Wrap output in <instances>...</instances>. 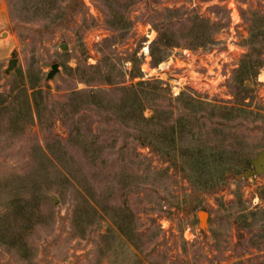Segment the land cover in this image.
<instances>
[{
    "label": "rangeland",
    "instance_id": "obj_1",
    "mask_svg": "<svg viewBox=\"0 0 264 264\" xmlns=\"http://www.w3.org/2000/svg\"><path fill=\"white\" fill-rule=\"evenodd\" d=\"M263 151L264 0H0V264H264Z\"/></svg>",
    "mask_w": 264,
    "mask_h": 264
},
{
    "label": "water",
    "instance_id": "obj_2",
    "mask_svg": "<svg viewBox=\"0 0 264 264\" xmlns=\"http://www.w3.org/2000/svg\"><path fill=\"white\" fill-rule=\"evenodd\" d=\"M66 45L63 44L62 48L65 49ZM18 65V59L15 57V54H13V58L9 60L8 63V68L5 70L4 75L8 76L11 74V72L17 67ZM58 64H54L52 66V72L49 74V77L52 78L58 71ZM253 171H247L245 174L246 176H251L255 174H262L264 173V151L261 152L253 161ZM207 213L205 211H200L198 213V217L200 219V225L201 227H204L206 225V220H207Z\"/></svg>",
    "mask_w": 264,
    "mask_h": 264
},
{
    "label": "built area",
    "instance_id": "obj_3",
    "mask_svg": "<svg viewBox=\"0 0 264 264\" xmlns=\"http://www.w3.org/2000/svg\"><path fill=\"white\" fill-rule=\"evenodd\" d=\"M93 36H94L93 38L96 39L97 41L100 40V38H101V34H99V33L96 34V35H93ZM150 41H151V40H149L148 44L150 43ZM143 53H144V55H145L146 57L149 56V46H147L146 48L143 49Z\"/></svg>",
    "mask_w": 264,
    "mask_h": 264
}]
</instances>
